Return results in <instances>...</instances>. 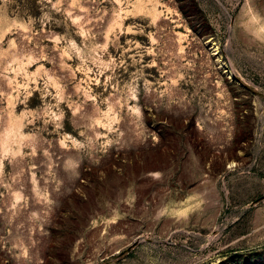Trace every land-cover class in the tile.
Instances as JSON below:
<instances>
[{"label":"rangeland","instance_id":"rangeland-1","mask_svg":"<svg viewBox=\"0 0 264 264\" xmlns=\"http://www.w3.org/2000/svg\"><path fill=\"white\" fill-rule=\"evenodd\" d=\"M5 134L0 264H264V0H0Z\"/></svg>","mask_w":264,"mask_h":264},{"label":"bare ground","instance_id":"bare-ground-1","mask_svg":"<svg viewBox=\"0 0 264 264\" xmlns=\"http://www.w3.org/2000/svg\"><path fill=\"white\" fill-rule=\"evenodd\" d=\"M139 3V5H140V1L138 2ZM206 43H208V46H209V49L212 51V55L213 56H216V63H217V65H218V68L220 69V70H222L223 71V73L226 75V77L231 81V82H235V83H237V84H240V81L233 75V73H232V71H231V69L229 68V66L226 64V63H224L222 60H221V56H220V54H219V52H218V47H217V45L212 41V40H207V42ZM11 130V129H10ZM8 132H10V131H8ZM7 133V132H6ZM6 136L5 137H2L1 139H0V142L1 143H4V141H6V139H8V136L9 135H7V134H5ZM3 144H1V146H2ZM4 146V145H3ZM3 148V147H2Z\"/></svg>","mask_w":264,"mask_h":264}]
</instances>
